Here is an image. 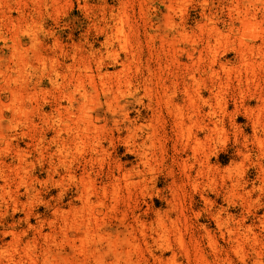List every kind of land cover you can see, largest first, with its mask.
Here are the masks:
<instances>
[{"label":"rangeland","instance_id":"rangeland-1","mask_svg":"<svg viewBox=\"0 0 264 264\" xmlns=\"http://www.w3.org/2000/svg\"><path fill=\"white\" fill-rule=\"evenodd\" d=\"M244 5L264 30V0H0V264H264V104L229 99L223 144L172 112L196 130L173 74L210 27L233 61Z\"/></svg>","mask_w":264,"mask_h":264},{"label":"bare ground","instance_id":"bare-ground-1","mask_svg":"<svg viewBox=\"0 0 264 264\" xmlns=\"http://www.w3.org/2000/svg\"><path fill=\"white\" fill-rule=\"evenodd\" d=\"M250 4L251 3H248V5ZM248 5H244L243 7L245 8L241 7L242 10L244 9V11H240L238 13V18H236V20L240 22V25L237 27V29L232 28L235 26V24H233L229 28V31L231 33L234 30L238 31L239 33V35H236L237 42L234 44H232L231 42V50L235 52L233 61L229 60L227 57H225V55L223 56L220 53V48L229 44V41H227L225 37H223L224 33L218 27H210L207 32V38L205 39V41H203V48L201 51H199V56L197 57L198 64L196 63V67L192 64L191 66L186 67V72L184 74H181L179 72L173 74V80L170 83L173 86H176L179 85V82H181L183 92L186 98H188L187 101L190 107L194 110V115H199V117H201L200 121L195 122L194 125H196L197 127L196 130L193 131L192 126H186L183 114L177 108V104H173V111H171L173 112L175 118L174 125L176 126V128H178L177 130L179 132V135L181 133V136L185 137V143H183V145H185L184 147H187L191 142L197 145L200 132H202L201 134H203L204 138L209 142H217L219 144H223L225 142V139L221 135L224 132L225 128L223 119L227 115V106L229 99L233 100L236 106L241 105L244 107L248 98L249 100H261L264 104V30L259 29L250 21V18H256L258 16V12L261 10H259L258 8H252ZM262 11L264 16V9H262ZM242 12L246 14V19L245 17L244 19H242V17L240 16ZM2 15H4V13H2ZM122 29L123 28L121 26V28L117 27L116 30L118 33L120 32V35L122 34L124 36L125 34H123L124 32ZM180 36H183V33H173L172 39H176ZM124 39H126V37ZM123 41H125L124 43H126V40ZM195 44H198V42L193 43L194 46H196ZM196 51V48L193 47L192 51H189V53H187L188 57L192 59V62L195 58L194 56ZM203 51H206L205 58L203 57ZM205 60L207 64L204 66L200 65V63L204 62ZM205 77L206 79H204ZM202 87L210 94L208 97L202 96ZM174 98H176V91L174 92ZM235 108L237 109V107ZM217 113H220L221 117H215ZM188 119L190 123H192L194 120L192 116H190ZM255 124L260 127L259 130L255 129L254 137L258 146L257 151L259 152L260 157H262L257 163V168L259 170L258 173L261 177L260 183L264 185V119L260 120L259 118H257ZM212 152L213 150L210 151V153L205 154V156L203 157L204 160H202V163H200L202 166H209L210 156ZM247 156L249 157V155ZM200 171H202V169ZM241 176L236 180L237 184L241 183ZM235 186L236 185L234 183L232 187ZM87 201H89V199H87ZM84 217H86V215H84ZM94 220L96 221V219ZM91 227H93V225ZM91 236L94 237V235ZM107 236L108 237L106 238V241H108L109 250H114V247H117L116 242L118 239H110L111 234H107ZM120 241L123 242V239ZM79 242L81 241L79 240ZM6 252L8 253L9 251L5 250L2 255H4V253ZM26 256L31 264H34L33 257L29 253H26ZM8 261L9 260H7V262ZM12 261L15 262L14 260Z\"/></svg>","mask_w":264,"mask_h":264}]
</instances>
